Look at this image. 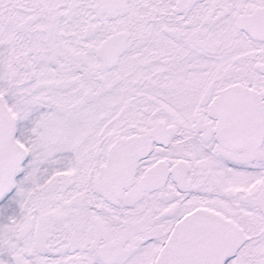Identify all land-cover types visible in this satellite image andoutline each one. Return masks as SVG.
I'll list each match as a JSON object with an SVG mask.
<instances>
[{
  "label": "snow or ice",
  "instance_id": "obj_1",
  "mask_svg": "<svg viewBox=\"0 0 264 264\" xmlns=\"http://www.w3.org/2000/svg\"><path fill=\"white\" fill-rule=\"evenodd\" d=\"M0 264H264V0H0Z\"/></svg>",
  "mask_w": 264,
  "mask_h": 264
}]
</instances>
